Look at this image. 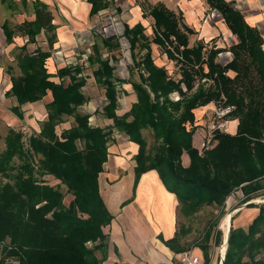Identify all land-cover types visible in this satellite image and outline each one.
Wrapping results in <instances>:
<instances>
[{"label":"trees","instance_id":"1","mask_svg":"<svg viewBox=\"0 0 264 264\" xmlns=\"http://www.w3.org/2000/svg\"><path fill=\"white\" fill-rule=\"evenodd\" d=\"M89 1L92 15L108 6V0ZM207 2L238 38L229 49L207 48L204 43L189 47L193 30L182 27L181 17L164 3L154 5L149 12L155 19L153 38L144 32L142 23L125 27L132 54L138 47L146 50L134 61L140 81L119 78L111 63V59L116 60L114 55L104 56L100 46L93 45L87 59L95 66L96 83L105 89V103L96 113L113 119L106 126L93 124L91 114L79 111L88 101L82 64L65 65L51 73L46 67L50 50L37 48L19 57L22 75L12 77L9 91L18 102L12 107L15 114L23 118L21 106L43 99L49 91L53 99L47 105L42 129L29 137L28 147L23 134L13 131L0 154V172L9 179L0 187V264H104L110 247L107 228L114 216L101 193L99 176L116 132L125 133L139 145L135 187L144 172L156 169L187 212L203 204L224 206L238 189L244 195L242 202L248 203L264 189V37L233 1ZM52 19L44 6L37 11L36 20L25 21L22 27L34 42L42 28L46 32L55 28ZM7 39L12 42L11 31ZM54 42V35H49L50 48ZM103 43L109 50L121 47L114 35L105 37ZM152 43L181 63V78L172 77L164 66L156 64ZM226 50L233 58L222 64L217 58ZM209 80L212 83L207 86ZM125 82L132 83L138 101L121 115L117 113L119 84ZM175 92L180 99L172 98ZM221 100L234 106L231 115L239 119L237 131H217L218 143L202 154L194 145V110ZM64 116L73 117L74 122L58 131ZM145 129H151L158 142L154 150L148 149ZM184 153L191 159L187 166ZM15 157L20 163H12ZM46 175L67 186L73 197L69 203L62 190L44 180ZM247 206L259 211L247 227L231 225L223 264H264V202ZM215 233L218 244L222 232ZM213 235L209 226L202 244L203 264L211 263L209 242ZM160 238L170 246L172 240Z\"/></svg>","mask_w":264,"mask_h":264},{"label":"rangeland","instance_id":"2","mask_svg":"<svg viewBox=\"0 0 264 264\" xmlns=\"http://www.w3.org/2000/svg\"><path fill=\"white\" fill-rule=\"evenodd\" d=\"M151 1L152 0H109V6L107 9L100 11L97 15H90L88 21L83 24H76L74 20L71 21V23L67 21L68 28L73 34L71 40L62 41L60 36L56 35V42L52 48H50L48 43L43 44L45 50H50L52 52V56L47 60V67L50 72L56 73L57 68L66 63L78 62L83 65V74L87 76V84L84 86V89L88 96V101L80 107L79 111L91 114L90 120L93 124L106 126L110 123V121L105 119V116L96 113L97 109H102V106L105 103V89L97 85L95 78L93 77L95 66H92L89 63L87 57L90 53H93V45L96 43L100 46V52L103 53L104 56L110 57L114 55L116 58V60L111 59V63L115 66V73L119 78L126 81H140L139 71L137 68H134V61L135 59H141L146 50L138 47L134 54H132L129 43L121 34L124 30V23H132L129 16L132 14L133 8L137 6V3H144L149 7V5H151ZM166 1L169 5H171V7L176 9L177 14H184L180 8V3H178L182 0ZM200 1L204 2L205 0ZM235 6L239 7L237 4H235ZM194 9L196 12L199 11V16L198 22L193 19L189 20L190 24H192V28L194 29V34L191 35L192 42L195 43L201 41L207 48H211L216 45L217 47L226 49L231 48L232 45L238 42L237 36H235L226 26L222 15L218 11H215L214 8L210 7L207 2H204L203 6L194 5ZM59 12L61 13L60 9L58 10L57 15H59ZM185 17H188V14L184 15V18ZM253 20L254 19H252V21ZM143 23L146 26L147 34L153 37V19L149 16L146 21H143ZM204 24L207 27L203 30ZM15 28V37H23L25 29L22 25L18 24ZM51 35H53V32ZM111 35L116 36L121 41V48L110 51L104 46L103 39ZM39 38L40 40L44 39L43 36H40ZM38 46V40H36V42L28 41V43H23L22 41L16 39L11 42L6 38L5 41H0V154L6 150L8 137H10L13 131L21 132L23 134L24 146L28 147L29 137L40 132L44 121L47 119V105L50 102L48 95L39 101L27 102L23 104L21 106L23 118H19L12 110V107L18 105V102L16 97L10 95L9 93L12 77L22 75V71L18 63L19 57L25 55L26 53L34 52ZM151 46L153 48L155 62L159 66H164L172 77L176 79L180 78L182 71L181 63L177 60L170 59L167 53H165L163 49L155 43H152ZM221 53L218 56V61L222 64L227 63L233 58V53L229 50ZM231 74L234 75L233 73ZM211 83L212 81L209 80L206 82V85L208 86ZM119 85V87L122 86V90H120L119 113L124 114V112H127L128 108L131 106L130 104L128 105V103L132 102L131 99L134 94V89L130 82ZM172 97L174 99L177 98V93H173ZM127 100H129L128 103ZM215 103L216 104H214L213 107H210L207 111L208 113L204 115L195 130V136L198 135V129L203 128L206 131L203 132L204 134L198 135V137H202L201 139L210 138L212 135V132L210 134L208 130H210L209 125H211L212 121L215 119L214 110L218 108V102ZM197 109L198 108H196V110ZM210 119L213 120L211 121ZM73 122V117L64 116L62 121L58 124V131L70 127ZM188 127L191 129L192 125L188 124ZM143 133L148 141V149L154 150L158 145V142L154 137L153 131L151 129H145L143 130ZM212 136L213 139L211 140L209 146H201L202 143L199 144L198 148L200 147L199 149H201L202 147V154H204L205 149H211L218 143V140L215 137V132ZM114 139L115 141L118 139L119 142L123 143L116 154L129 161L128 168L125 167L120 169L119 175L115 176L116 179L118 176H120V178L125 175L127 176L130 171L129 168L131 169L136 164L135 156L138 153L139 147L136 143L135 146L134 144H129V142H127V135L122 132H116ZM189 158L190 156L188 154L183 155V163L187 164L186 162ZM12 163H20L19 157H15ZM111 179H113V177ZM8 180L9 179L5 178L0 172V187ZM44 180L57 186L64 192L66 203H69L70 199L73 198L68 192L67 186L55 176L46 175L44 176ZM254 195L256 196L254 199L264 200V189ZM243 199V192L241 189H238L227 199L224 206H218L216 204H203L190 212H187L184 209L180 210L179 223L181 226V232L184 231V238H186L185 241L186 243H189V245H196L200 247L202 244H205V231L209 226H212L214 229V235L209 242V245L212 247V264H221L223 257L222 247L225 244L224 226L226 216L231 213L233 216H231V225L233 224L236 227H247L252 219V212L250 213V211L253 207H248L246 203L242 202ZM260 203L261 202L258 204ZM127 212L128 217V214L132 213V208H129V211ZM125 216L122 218H125ZM218 230L222 232V240L216 244L215 232ZM190 249L191 248H189V250ZM192 253H194V251ZM98 255L101 256V253H98Z\"/></svg>","mask_w":264,"mask_h":264},{"label":"crops","instance_id":"3","mask_svg":"<svg viewBox=\"0 0 264 264\" xmlns=\"http://www.w3.org/2000/svg\"><path fill=\"white\" fill-rule=\"evenodd\" d=\"M78 1L86 3L89 6L87 20L85 21H79L76 17L70 18L69 16H67L64 13V9L66 8L67 10H69L70 8L63 6L60 0H0V41L6 40L8 31L12 32L13 40L16 39L22 41L23 43H28V41H31L29 35L27 34V32H25V30V34L23 37H15V27H17L18 24L22 25L25 21L36 20L37 11L44 6L47 7V10L50 11L53 16L52 25H54L55 28L50 32H46L45 28L41 29L40 33H38L36 36V40H38L39 44L37 48H42L43 50H45L43 44H49V35H51L52 32L54 35V39L56 35H59L62 41L71 40L73 34L68 28L67 21L71 23V21L74 20L76 24H83L84 22L88 21V18L90 17V15H92V3L89 0ZM186 1L187 3L184 0L178 2L180 3V8L184 12V14L178 13L177 15L181 17L180 24L182 25V27L187 25L193 30V33H189V47H193L197 43L202 42H192L191 35L194 34V29L192 28V24H190L189 20L193 19L198 22L199 11L196 12V10L194 9V5L203 6L204 2L206 3L207 0H205L204 2H201L200 0ZM227 1H233V6L239 9L244 14L247 22L250 25L256 26L259 29L261 35L264 37V0ZM158 3H164L169 9L174 10L177 13L176 9L171 7V5H169L166 0H152L150 3L151 5H149V7L146 6L144 3H137V6L133 8V12L129 16L132 23H124V30L121 34L129 43L130 49V41L124 34L126 25L134 27L136 24L142 23L145 26L143 21H146L149 16L153 19L155 25V19L152 15L149 14V12L151 7ZM235 4H237L239 7H236ZM107 7L102 10L107 9ZM59 9L61 13L59 12V15H57ZM144 13L147 16H145ZM185 13L188 14V17L184 18V15H186ZM252 19L254 20L252 21ZM206 27L207 26H205L204 24L203 30ZM144 32L147 34L146 29ZM40 36H43L44 39L40 40ZM154 36L155 32L153 30V37ZM71 64L75 63H66L58 67L57 70L65 65ZM184 89L186 90L185 87ZM175 93H177L178 96V98L175 99H180L179 93ZM47 95L49 96L51 101L53 99L51 91H49ZM128 101L129 100H127V103ZM131 101V103H128V105L130 104L131 106L128 108L127 112L131 109L132 105L138 101V96L135 90ZM214 104L216 103L210 102L209 104L205 106H200L197 110H194L196 116L195 124H200V121L202 120L204 115L208 113L207 111L210 109V107H213ZM117 113L120 114L119 110L117 111ZM124 113H126V111ZM105 119H108L110 121V123H108L107 125L113 123V119ZM197 131L198 135H200L204 134L203 132L205 130L202 128L198 129ZM198 135H194V145L196 147H198L203 140L201 139L202 137H198ZM127 138V142H129V144L136 143L130 140V137L128 135ZM121 144L123 143L119 142L118 139L112 142L109 147V156L107 162L105 163L104 171L99 176L101 193L109 210L114 216L111 225L108 227L110 247L108 253L109 256L105 260L104 264H182L180 260L181 255L186 251H194V254L200 257V264H202L205 258L204 251L202 248L203 245L200 246L202 248L201 249L199 246L189 245V243H186V238H184V231L181 232V226L179 223V213L180 210L184 208L180 204L177 195L167 188V186L161 179L159 172L156 169H151L147 172H144L141 175L136 187L134 185L136 164L131 169L129 168L130 171L127 176L125 175L121 178L120 176H118V178L115 179V176L119 175L120 169H123L125 167L128 168L129 166V161L119 157L116 154L119 151ZM185 154L187 153H184V155ZM186 163L187 164L184 163V165L186 166L190 164V158L187 160ZM146 176H149V183L144 184V179L146 178ZM112 177L113 179H111ZM129 208H132V213L128 214L129 216L127 217V211H129ZM258 211V208H252V210L250 211V213L252 212V219L257 215ZM124 216L125 218H122ZM160 235H162L165 240H172L170 246H168L165 242L161 240ZM189 248L191 249L189 250ZM211 249L212 247L210 248V253ZM212 261L213 255L211 253L210 264H212Z\"/></svg>","mask_w":264,"mask_h":264},{"label":"built area","instance_id":"4","mask_svg":"<svg viewBox=\"0 0 264 264\" xmlns=\"http://www.w3.org/2000/svg\"><path fill=\"white\" fill-rule=\"evenodd\" d=\"M216 11V10H215ZM178 98V96H177ZM234 110V106L226 105L224 100L218 102V108L214 110L215 119L212 121L211 125H209L208 132H212V135L214 132L217 131L225 132V133H236L237 126L239 123V119L237 117H233L231 113ZM231 115V116H230ZM194 126H197V124L194 123ZM193 127V125H192ZM210 136V138H204L201 142V146H209L211 140L213 139V136ZM202 149V147H201ZM181 262L182 264H200L201 259L198 255H195L192 252L186 251L181 255Z\"/></svg>","mask_w":264,"mask_h":264},{"label":"bare ground","instance_id":"5","mask_svg":"<svg viewBox=\"0 0 264 264\" xmlns=\"http://www.w3.org/2000/svg\"><path fill=\"white\" fill-rule=\"evenodd\" d=\"M60 1L63 4V6L70 8L69 10H67L66 8L64 9V13L67 16H69L70 18L76 17L79 21L87 20L89 6L86 3L80 2L78 0H60ZM184 1L187 3L186 0H184ZM226 55H228V54H226ZM148 177L149 176H146V178L144 179V184L149 183ZM109 198H110V195H109ZM257 201H260V199H257ZM231 220H232V218H231V213H230L225 218V226H224V228H225V244L222 247L223 256L225 255L226 249H227V238H228L229 230L231 228Z\"/></svg>","mask_w":264,"mask_h":264},{"label":"water","instance_id":"6","mask_svg":"<svg viewBox=\"0 0 264 264\" xmlns=\"http://www.w3.org/2000/svg\"><path fill=\"white\" fill-rule=\"evenodd\" d=\"M251 202H254V203H259V202H264V200H260V201H257V199H252L251 201H249L248 203H251ZM246 203V205L248 204ZM232 216V215H231ZM232 218V217H231ZM231 229V228H230ZM229 235H230V230H229V234H228V238H227V245H228V239H229ZM227 250V249H226ZM224 259H225V255L222 257V260H221V264H223L224 262Z\"/></svg>","mask_w":264,"mask_h":264}]
</instances>
